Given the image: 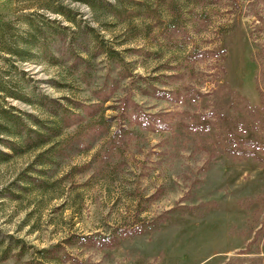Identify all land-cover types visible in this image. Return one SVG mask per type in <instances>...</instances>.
I'll use <instances>...</instances> for the list:
<instances>
[{
  "label": "rangeland",
  "instance_id": "rangeland-1",
  "mask_svg": "<svg viewBox=\"0 0 264 264\" xmlns=\"http://www.w3.org/2000/svg\"><path fill=\"white\" fill-rule=\"evenodd\" d=\"M0 264H264V0H0Z\"/></svg>",
  "mask_w": 264,
  "mask_h": 264
},
{
  "label": "trees",
  "instance_id": "trees-1",
  "mask_svg": "<svg viewBox=\"0 0 264 264\" xmlns=\"http://www.w3.org/2000/svg\"><path fill=\"white\" fill-rule=\"evenodd\" d=\"M225 144H226V152L230 155H234L239 158H256V154L254 152L244 149V147L248 145L250 146L253 145L252 142H248V140L246 139L236 141L233 140L232 138H228L225 141Z\"/></svg>",
  "mask_w": 264,
  "mask_h": 264
}]
</instances>
